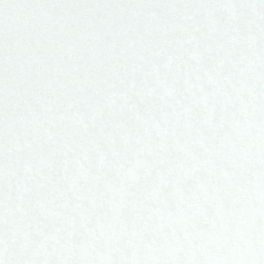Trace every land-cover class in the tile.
I'll use <instances>...</instances> for the list:
<instances>
[{
	"label": "snow or ice",
	"instance_id": "snow-or-ice-1",
	"mask_svg": "<svg viewBox=\"0 0 264 264\" xmlns=\"http://www.w3.org/2000/svg\"><path fill=\"white\" fill-rule=\"evenodd\" d=\"M0 264H264V0H0Z\"/></svg>",
	"mask_w": 264,
	"mask_h": 264
}]
</instances>
